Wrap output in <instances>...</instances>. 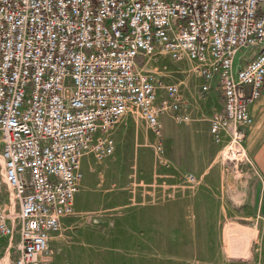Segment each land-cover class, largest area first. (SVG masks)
Instances as JSON below:
<instances>
[{
	"label": "built area",
	"instance_id": "2783aa9c",
	"mask_svg": "<svg viewBox=\"0 0 264 264\" xmlns=\"http://www.w3.org/2000/svg\"><path fill=\"white\" fill-rule=\"evenodd\" d=\"M159 54L193 60L201 92L213 82L208 131L225 134L221 157L239 159L264 86V0H0V237L11 264H51L48 234L72 211L79 158L110 152L106 130L123 112L137 108L158 134L159 113L178 109L177 83L141 69Z\"/></svg>",
	"mask_w": 264,
	"mask_h": 264
},
{
	"label": "rangeland",
	"instance_id": "374dc122",
	"mask_svg": "<svg viewBox=\"0 0 264 264\" xmlns=\"http://www.w3.org/2000/svg\"><path fill=\"white\" fill-rule=\"evenodd\" d=\"M141 69L153 70L160 84L176 82L182 101L177 110L159 113L158 134L130 107L106 130L108 154L80 156L72 211L48 236L51 264H96L125 254L145 264H264V239L259 242L252 218L239 216L236 183L244 153L234 162L221 157L225 134L214 139L205 126L206 113L218 108L204 98L194 61L159 54ZM163 96L158 86L155 101ZM175 111L186 119L175 122ZM186 171L195 181L184 179ZM119 195L123 206H115ZM229 227L246 231L245 257L228 253ZM121 235L129 243L125 250L114 248ZM4 244L0 237V263L11 264L13 252L4 258Z\"/></svg>",
	"mask_w": 264,
	"mask_h": 264
},
{
	"label": "crops",
	"instance_id": "0c3cea01",
	"mask_svg": "<svg viewBox=\"0 0 264 264\" xmlns=\"http://www.w3.org/2000/svg\"><path fill=\"white\" fill-rule=\"evenodd\" d=\"M211 84L213 88L204 92L206 93L204 98L208 100V103L212 102L211 108H219L220 96L213 82ZM248 111L251 121L245 127L242 140L244 163L239 166L236 185L242 203L239 207V216L252 218L260 242L264 239V86L261 88L258 97L249 104ZM209 114L208 111L205 118ZM205 126L208 130V122L205 123ZM191 198L194 201H199L197 194L192 195ZM118 199L115 206H123V198L119 195ZM65 216L59 218V223L64 220L63 217ZM50 233L51 231L48 235ZM126 238V235H121L120 241H123L121 246L117 245L114 248L125 250L129 246ZM96 264H145V261L142 259L135 261L125 254L123 257H115L108 262L103 260L101 263Z\"/></svg>",
	"mask_w": 264,
	"mask_h": 264
},
{
	"label": "bare ground",
	"instance_id": "6f19581e",
	"mask_svg": "<svg viewBox=\"0 0 264 264\" xmlns=\"http://www.w3.org/2000/svg\"><path fill=\"white\" fill-rule=\"evenodd\" d=\"M229 229H231V228L229 227ZM231 239L233 240V242ZM248 243H249V241L247 240L246 231L241 230L237 227H234L233 229L229 230L228 245L227 246L225 245V246L228 248V249L227 248L226 249L228 250V253L230 255L245 257L248 253ZM5 256H6V254L3 255L4 258H6ZM4 262H2L0 264H4Z\"/></svg>",
	"mask_w": 264,
	"mask_h": 264
}]
</instances>
